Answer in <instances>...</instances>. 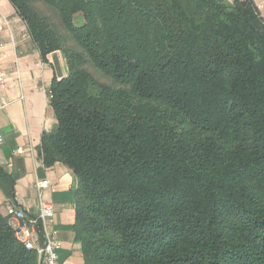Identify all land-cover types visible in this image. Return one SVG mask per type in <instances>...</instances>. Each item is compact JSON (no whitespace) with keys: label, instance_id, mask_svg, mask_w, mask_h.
<instances>
[{"label":"trees","instance_id":"16d2710c","mask_svg":"<svg viewBox=\"0 0 264 264\" xmlns=\"http://www.w3.org/2000/svg\"><path fill=\"white\" fill-rule=\"evenodd\" d=\"M9 1L41 57L66 61L38 152L72 172L84 264H264L254 1ZM0 264H37L1 212Z\"/></svg>","mask_w":264,"mask_h":264},{"label":"crops","instance_id":"0c3cea01","mask_svg":"<svg viewBox=\"0 0 264 264\" xmlns=\"http://www.w3.org/2000/svg\"><path fill=\"white\" fill-rule=\"evenodd\" d=\"M230 3L231 0H219ZM264 17V0H253ZM0 13L9 18L7 30L1 34L3 44L0 67L7 74V87L0 90V212L5 215L8 203L23 208L28 214L37 210V179H46L49 187L41 192L44 200L55 208L54 227L62 242L58 260L66 264H84L81 247L74 240V205L71 197V170L56 162L43 167L38 145L43 132L56 128V118L46 89L53 79L67 75L66 61L57 50L43 59L34 42L25 35L24 21L9 0H0ZM22 148V153H16ZM9 198L5 190L11 189Z\"/></svg>","mask_w":264,"mask_h":264},{"label":"built area","instance_id":"2783aa9c","mask_svg":"<svg viewBox=\"0 0 264 264\" xmlns=\"http://www.w3.org/2000/svg\"><path fill=\"white\" fill-rule=\"evenodd\" d=\"M9 24V18L0 13V36L8 29ZM25 35L30 37L27 31ZM2 50L3 44L0 37V58ZM7 81V74L0 67V90L7 87ZM46 93L50 100L52 98L50 87L46 89ZM2 142L3 134L0 130V144ZM22 151V148H18L16 153L20 154ZM34 187L38 194L36 213L28 214L23 208L8 203L5 207L7 223L23 247L35 252L37 264H66L59 261L57 256L62 242L54 227L55 208L51 202L44 200L41 196V192L49 187V183L46 179H37Z\"/></svg>","mask_w":264,"mask_h":264},{"label":"rangeland","instance_id":"374dc122","mask_svg":"<svg viewBox=\"0 0 264 264\" xmlns=\"http://www.w3.org/2000/svg\"><path fill=\"white\" fill-rule=\"evenodd\" d=\"M38 6L41 8V4H38ZM50 15H51V14H50ZM50 17H51V16H50ZM100 79L103 80V81H106V79L103 78V77H100Z\"/></svg>","mask_w":264,"mask_h":264}]
</instances>
